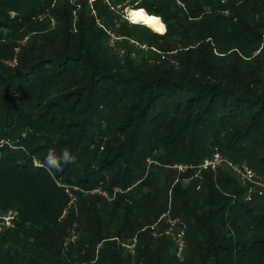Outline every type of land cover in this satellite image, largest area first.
<instances>
[{"label": "trees", "instance_id": "obj_1", "mask_svg": "<svg viewBox=\"0 0 264 264\" xmlns=\"http://www.w3.org/2000/svg\"><path fill=\"white\" fill-rule=\"evenodd\" d=\"M143 1L0 0V137L13 146L0 148V212L18 213L0 264H264V201H237L245 187L224 166L198 178L170 168L218 152L264 177V15L235 0ZM4 30L24 32L17 52ZM111 30L166 56L125 40L119 56L106 45ZM49 149H68L76 163L46 169ZM99 185L133 187L111 203L82 195ZM69 194L77 199L67 208ZM167 212L186 226L183 262L169 237L152 235ZM70 228L78 239L64 246ZM134 235L132 259L118 242Z\"/></svg>", "mask_w": 264, "mask_h": 264}, {"label": "built area", "instance_id": "obj_2", "mask_svg": "<svg viewBox=\"0 0 264 264\" xmlns=\"http://www.w3.org/2000/svg\"><path fill=\"white\" fill-rule=\"evenodd\" d=\"M88 1L89 3H91L94 0H88ZM125 17L126 19L129 20V18L126 15ZM52 23H54V21H52ZM100 27H102V25H100ZM106 32L111 39L113 40L119 39L111 35L109 31ZM123 40L127 41L131 46H133L135 48V49L133 48L134 51L137 50L143 53L150 52L152 55L160 56L161 59H164L166 56L155 46H148L147 44L141 43L134 39L121 37L120 41ZM15 51L17 52L18 48H16ZM113 51L119 54L120 56L125 54V50L122 48H120L119 51L117 50L116 51L113 50ZM134 51H131L130 53L131 57H135ZM168 54H173V52ZM7 64L9 65L16 64V57H14L10 61H7ZM4 146L13 147L10 142L0 137V148ZM149 164H151V162H149ZM221 166L227 167L233 173V175L236 177L239 183L243 187H245L246 200L249 201L254 193L258 194L259 196L264 195V178L260 177V175L257 172H255L252 168H250L246 163H240V164L233 163L232 161L220 155L218 152L213 153L210 157L205 158L201 163L197 165L175 164L173 166H170V168L176 169L179 173H184L189 170L194 171L193 177L198 178L201 172L206 170L215 172ZM132 187L133 186L128 187L126 189L120 187H113L110 192L105 189L97 187L91 190L81 189V192L86 193L88 195H99L108 201H113L119 194H123L128 191H131ZM69 196L71 199L70 202L68 203L67 208H69L72 202H75L76 200L75 198H72L73 196L71 194H69ZM66 214H67V209H64L60 219L63 218ZM17 219H18V213L16 210L10 209L5 212H0V241L2 235L7 230L13 229L15 227V223ZM161 222H164L165 228L163 229V231H158L157 227L160 225ZM185 228L186 226L179 218H171L168 212L163 214L158 219V221L151 226V229L153 230L152 235L154 237L167 236L171 239L174 247L173 248L174 256L176 260L179 262H183L185 259V251H186ZM77 239H78V233L75 231V229H72L70 231L69 237L66 239L64 243V246H67L68 244L76 243ZM120 246L124 249L127 255H129L132 259H134L137 254V247H138L137 236L134 235L130 239L120 242ZM1 247L3 248L6 247V244L0 246V248Z\"/></svg>", "mask_w": 264, "mask_h": 264}, {"label": "rangeland", "instance_id": "obj_3", "mask_svg": "<svg viewBox=\"0 0 264 264\" xmlns=\"http://www.w3.org/2000/svg\"><path fill=\"white\" fill-rule=\"evenodd\" d=\"M173 1H176V4L177 5H182L181 4V2H180V0H173ZM236 1V6L240 9V11H242L243 13H246V11H248V9H250V8H252L253 7V10H252V15H250V17H252V16H259V14H262V15H264V9H262V4H264V0H235ZM151 2H153V3H155V0H149L148 2L147 1H143V4H145V5H148L149 3H151ZM127 4H124L123 5V7L124 6H126ZM119 8V7H118ZM174 8V6L172 5V4H170V6H165L164 7V10H163V16L164 17H166L169 21L173 18V14L171 13V11H172V9ZM182 8H183V5H182ZM122 9V8H121ZM123 10L124 11H122V12H124V15H126L127 17H128V15L126 14V13H128V10H129V8L126 6V7H124L123 8ZM260 11V12H259ZM121 12V13H122ZM120 13V12H119ZM92 14H93V12H92ZM172 14V15H171ZM224 14L225 15H227L228 14V16H230V14H231V12H230V10H228V11H224ZM10 16L11 17H14L15 15H14V13H10ZM162 15H161V17H163ZM163 17V18H164ZM34 20L35 19H38V22H41V23H43V25L44 26H46V27H53V25L55 24V21H54V23H52V21H53V19H52V17H47V15L45 14V12H37L36 14H34L33 15V17H32ZM39 18H41V19H39ZM126 18V17H125ZM129 18V17H128ZM137 19L138 18H136V20H135V23H138L137 22ZM130 20V19H129ZM131 21V20H130ZM129 23V22H128ZM140 24H142L141 22H139ZM144 23V22H143ZM130 24V23H129ZM158 26V25H157ZM164 26V25H163ZM119 27V24L118 23H116V26H114V29H116V28H118ZM149 29H151V28H149ZM164 29H165V26H164ZM151 31H152V29H151ZM160 31V29H158V32ZM110 33H111V35H113L115 38H119L120 40H121V36H119V34H115V32L113 31V30H111V31H109ZM153 33H156V32H154V31H152ZM165 32V30H163V32L162 33H164ZM23 34H24V32L22 31V32H20V33H17V34H14V33H9V32H7L6 30H4V31H1V38H4V37H10V39L12 40V42L17 46V47H15L14 48V50L16 49V48H18L19 46H21L22 44H24V42L26 41V39L23 37ZM158 34V33H157ZM23 37V38H22ZM125 38V37H124ZM117 40V39H115V40H113V39H111L110 38V36H108L107 37V41H106V45H107V47H108V49L109 50H111L112 52H114L113 50H117V51H119V49L120 48H122V45H124L123 44V41H120V40ZM141 43H145V44H147L148 46H155V45H152V44H149V43H146V42H141ZM155 47H157V46H155ZM158 48V47H157ZM159 49V48H158ZM160 50V49H159ZM161 51V50H160ZM161 52H163V51H161ZM171 52H173V54H175L176 52L175 51H171ZM171 52H168V53H171ZM117 54V53H116ZM163 54L165 55V53L163 52ZM258 54V50H254L252 53H251V56H256ZM117 55H119V54H117ZM123 55H125V54H123ZM122 55V56H123ZM120 56V55H119ZM258 56V55H257ZM262 58H260L259 60H261ZM7 67H9V68H13L14 66H15V64L14 65H9V64H7V61L4 63ZM150 161V160H149ZM150 162H152V161H150ZM220 170H224V172H226V173H229V174H231L232 175V172L227 168V167H221L220 168ZM217 174V173H216ZM260 177H262L261 175H260ZM262 178H264V177H262ZM98 188H102V186L101 185H99L98 186ZM199 188V187H198ZM197 188V189H198ZM91 190V189H90ZM82 195H85V196H92V195H88V194H86V193H83L82 192ZM94 196H96V197H100V198H102V199H105V198H103L102 196H99V195H94ZM72 198H75V199H77V194H74L73 195V197ZM106 200V199H105ZM240 200H242L243 202H249L250 200H255L256 202H258V201H264V195H261V196H259L258 194H256V193H254L253 195H252V198L248 201V200H246L245 199V193H244V195L242 196V198L241 199H238L237 201H240ZM107 202H110L111 203V201H108V200H106ZM73 204L72 205H76V200H75V202H72ZM260 211H258L259 213H264V203H261L260 204ZM75 226V225H74ZM241 228H240V230H241V232H242V235H243V238L245 239V241L247 240V238L249 237V235H250V232L246 229V227H247V225H245L244 224V221H243V218L241 217ZM72 229L70 228V230L66 233V235H65V237H64V243H65V241H66V239L69 237V235H70V231H71ZM234 232V231H233ZM127 239H130V237L129 238H126V239H124V240H121V241H119L118 243H119V245H120V242H123V241H125V240H127ZM64 243H63V245H64ZM173 247H172V251H171V253L173 252ZM96 252H97V250H96ZM168 256H171V255H169L168 254Z\"/></svg>", "mask_w": 264, "mask_h": 264}, {"label": "clouds", "instance_id": "obj_4", "mask_svg": "<svg viewBox=\"0 0 264 264\" xmlns=\"http://www.w3.org/2000/svg\"><path fill=\"white\" fill-rule=\"evenodd\" d=\"M128 21L131 23L130 20ZM43 163L46 169L60 171L63 165L76 163V156L68 149H63L59 155L54 149H49Z\"/></svg>", "mask_w": 264, "mask_h": 264}, {"label": "bare ground", "instance_id": "obj_5", "mask_svg": "<svg viewBox=\"0 0 264 264\" xmlns=\"http://www.w3.org/2000/svg\"><path fill=\"white\" fill-rule=\"evenodd\" d=\"M127 15H128L129 19L132 22H135V20H136V13H135L134 9H129ZM142 24H144L147 27L151 28L153 31L158 32V29L159 28L157 27V24L154 21H152V20H146Z\"/></svg>", "mask_w": 264, "mask_h": 264}, {"label": "crops", "instance_id": "obj_6", "mask_svg": "<svg viewBox=\"0 0 264 264\" xmlns=\"http://www.w3.org/2000/svg\"><path fill=\"white\" fill-rule=\"evenodd\" d=\"M158 27V26H157ZM160 29V27H158Z\"/></svg>", "mask_w": 264, "mask_h": 264}, {"label": "snow or ice", "instance_id": "obj_7", "mask_svg": "<svg viewBox=\"0 0 264 264\" xmlns=\"http://www.w3.org/2000/svg\"><path fill=\"white\" fill-rule=\"evenodd\" d=\"M137 15H139V14H137Z\"/></svg>", "mask_w": 264, "mask_h": 264}]
</instances>
